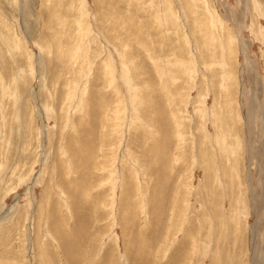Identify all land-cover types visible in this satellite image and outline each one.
I'll return each mask as SVG.
<instances>
[{
  "label": "rangeland",
  "instance_id": "rangeland-1",
  "mask_svg": "<svg viewBox=\"0 0 264 264\" xmlns=\"http://www.w3.org/2000/svg\"><path fill=\"white\" fill-rule=\"evenodd\" d=\"M0 264H264V0H0Z\"/></svg>",
  "mask_w": 264,
  "mask_h": 264
},
{
  "label": "bare ground",
  "instance_id": "bare-ground-1",
  "mask_svg": "<svg viewBox=\"0 0 264 264\" xmlns=\"http://www.w3.org/2000/svg\"><path fill=\"white\" fill-rule=\"evenodd\" d=\"M214 11V10H213ZM218 17V16H217ZM243 80V79H242ZM245 111V110H244ZM228 146V145H227ZM230 149V148H229ZM202 159V158H201ZM163 173V172H162ZM165 183V182H164ZM226 184V183H225ZM168 187V186H167Z\"/></svg>",
  "mask_w": 264,
  "mask_h": 264
}]
</instances>
